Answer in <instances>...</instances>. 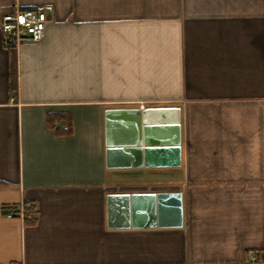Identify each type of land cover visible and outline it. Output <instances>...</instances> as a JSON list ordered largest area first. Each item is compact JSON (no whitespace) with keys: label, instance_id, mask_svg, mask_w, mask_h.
<instances>
[{"label":"crops","instance_id":"obj_1","mask_svg":"<svg viewBox=\"0 0 264 264\" xmlns=\"http://www.w3.org/2000/svg\"><path fill=\"white\" fill-rule=\"evenodd\" d=\"M19 8L45 35L7 48ZM148 108L182 166L109 169L107 112ZM140 192H181L182 228L110 229ZM0 264H264V0H0Z\"/></svg>","mask_w":264,"mask_h":264},{"label":"water","instance_id":"obj_2","mask_svg":"<svg viewBox=\"0 0 264 264\" xmlns=\"http://www.w3.org/2000/svg\"><path fill=\"white\" fill-rule=\"evenodd\" d=\"M176 114V115H175ZM117 120L128 124L116 128ZM106 162L109 169L179 168L182 147L176 131L179 110H109ZM169 142V143H168ZM109 228L176 229L184 225L181 192H140L110 194Z\"/></svg>","mask_w":264,"mask_h":264},{"label":"built area","instance_id":"obj_3","mask_svg":"<svg viewBox=\"0 0 264 264\" xmlns=\"http://www.w3.org/2000/svg\"><path fill=\"white\" fill-rule=\"evenodd\" d=\"M49 17L46 10L16 9L6 15L1 24L2 41L5 47L11 48L26 42L41 40L46 31ZM143 109L144 106L142 105ZM32 205L23 203L5 209V216L9 219L19 218L26 220L32 218L29 214Z\"/></svg>","mask_w":264,"mask_h":264},{"label":"trees","instance_id":"obj_4","mask_svg":"<svg viewBox=\"0 0 264 264\" xmlns=\"http://www.w3.org/2000/svg\"><path fill=\"white\" fill-rule=\"evenodd\" d=\"M29 214H32V209L30 210Z\"/></svg>","mask_w":264,"mask_h":264}]
</instances>
